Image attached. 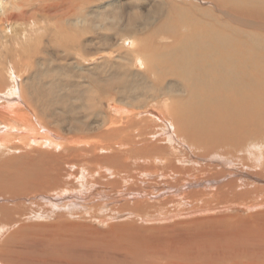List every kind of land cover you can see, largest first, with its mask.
<instances>
[{
  "label": "rangeland",
  "instance_id": "1",
  "mask_svg": "<svg viewBox=\"0 0 264 264\" xmlns=\"http://www.w3.org/2000/svg\"><path fill=\"white\" fill-rule=\"evenodd\" d=\"M6 1L12 5L8 14L22 18L8 22L4 18L5 32L11 35L5 40L6 52L11 51L14 46L19 49L29 48V59L33 64L28 69L48 63L56 66L59 58L71 52V47L75 46L70 47L71 41L81 37L82 41H86L83 50L85 61L77 58V63L82 69L92 71L97 63L101 64V52H107L108 49H121L122 53L130 50L132 43L129 39L123 40L122 35L131 33L123 34L122 31H134L136 40L133 42L138 52L149 60L141 69L136 61L127 57L130 64L128 70L141 75L136 84L137 93H141L144 85L150 86L145 96L151 95L153 78L161 71L162 64L158 59L170 52L161 45L175 48L180 45L179 41L172 42L171 36L178 39L183 34L192 36L194 29L205 26L213 17L230 24H233L231 20L241 19L264 25L263 13L245 16L241 9H232L224 0ZM225 10L228 14L224 15L222 13ZM229 13H233L232 17H229ZM227 15L228 18L225 17ZM67 16L68 20L77 19L78 23L68 29L67 43L70 49L63 50L60 47L64 46L63 38H55L56 32L61 31V21ZM194 24H198L197 27ZM256 37L258 41L264 39L258 33ZM162 60H165V70L169 71L168 58L164 57ZM251 61L248 64L256 63V60ZM66 62L69 69L75 66L72 58H67ZM108 64L111 63L101 65L105 69ZM143 70L148 73L144 79ZM150 70H154L156 74ZM5 76L9 78L6 72ZM27 78L28 76L20 78L26 92ZM169 82L167 79L166 86ZM81 83L80 79H71L69 82L79 86ZM14 85L13 80L8 81L9 87ZM6 94L12 92L8 90ZM214 96L215 93L211 98V95L198 91L200 103L203 97L211 100ZM243 98L244 108L236 114L218 115L212 108L204 110L201 115L204 121L202 129L200 128L201 135L194 133V142L193 138L190 140L192 134L188 138L184 137L177 128L176 135L179 136L175 142H168L159 136L160 131L152 137L153 121L146 112L159 113L164 105L162 108L158 104L159 107L154 108L153 106H158L156 102L160 103L159 100L142 99V108L134 110L137 115L132 124L139 125L143 119L141 125L148 126L146 131L151 133L147 138L160 142H137L139 138L129 131H126V135L134 142L118 139L112 142H93L96 140L94 131L89 132L85 135L89 137H84L82 142V150L72 151L67 148L66 153L59 151L61 159L73 154L78 160L67 169L57 165L63 169V174H60L58 185L53 186V191H62L63 188L59 187L62 183L67 193L56 196L51 191L48 193L49 200H43L41 196H45L48 189L50 191V167L44 170L42 176L37 172H33V176H30L32 173L18 176L11 168V174L16 178H6L5 173L0 176V202L3 199L2 203L6 205V208H0V217L4 218L5 209L9 210L10 218L21 222V227L16 229L17 226L10 227L2 222L0 229H3V237L0 239V246L9 244L8 235L15 230L21 241L29 239L30 242H39L37 252H42L45 258H48L47 253L52 255L56 248H62L69 254H73V250L77 248L82 249L84 256L90 260L114 257L129 264L130 261L125 260L126 251L130 252L134 248L133 252L139 253V258L143 257L140 264H264V87L254 96L251 89L245 91ZM69 100L72 104L77 102L73 97ZM178 100L184 101V98H175L172 104ZM16 101H10L9 106L13 107ZM165 101L168 106L172 100L166 98ZM83 103L87 112L98 115L100 120L108 117L115 119L113 127H118L120 122L125 121L126 112L115 113L113 107L106 106L104 99L96 91L87 90ZM20 106L25 107L22 102ZM43 106L50 108L52 105H45L44 98ZM118 106L120 109L123 107ZM32 107L35 114H38L39 106L32 104ZM125 109L129 111L131 108ZM0 113H5V106L1 102ZM127 118L130 117L126 115ZM146 119H151V122ZM1 121L5 120L0 118ZM2 145L12 149V158L34 157L33 145L27 146L22 142H4ZM112 146L124 152L122 160L129 177L120 183L113 179H103L94 173L102 172L99 167H114V162L108 164L99 161V158L112 152ZM52 148H43L42 151L47 152ZM23 152L27 154L17 157ZM0 158H6V152L2 149ZM52 159L56 160L57 157L53 155ZM81 159L85 161L81 163ZM81 171H84L82 175H85V179L81 177ZM17 179L19 182L15 183ZM26 179H31L29 186L22 184ZM92 183L98 184L93 187L100 188L94 189L91 187ZM113 185L121 189L114 193ZM125 186L128 190H122ZM27 191L31 193L26 195ZM4 199H9V203L6 204L8 200ZM5 228L8 231H4ZM42 238H46V241H41Z\"/></svg>",
  "mask_w": 264,
  "mask_h": 264
},
{
  "label": "bare ground",
  "instance_id": "2",
  "mask_svg": "<svg viewBox=\"0 0 264 264\" xmlns=\"http://www.w3.org/2000/svg\"><path fill=\"white\" fill-rule=\"evenodd\" d=\"M217 1L219 2L221 0ZM223 2H226L232 9H241L240 11L245 13V16L246 14H255V16H258L256 13L264 14V0H224ZM11 9L12 5L10 2L0 0V102L5 106V113H0V118L5 120L0 122V152L1 149L6 152V158H0V176L5 173L6 178H16L11 174V168H13L15 173H18V176H23L24 173L25 175L32 173L30 176H33V172H37L38 175L42 176L44 170L50 167L51 170L49 172H52V176L48 178L51 179L49 181L50 191L48 189L45 196H41L40 194L38 196H41L43 200H49L48 193L55 190L53 186L58 185L60 174H63V169L57 167V165H60L62 168L66 167L67 169L78 160L73 154L61 159L59 151L61 150L66 153L67 148L72 151L82 150L84 137H89L85 135L91 131H94L93 136L96 138L93 142H112L116 139L134 142L131 138L127 137L126 131H129L131 135L137 136L139 138L137 142H160L147 138L151 133L146 131L148 126L143 127L141 125L144 121L143 119L140 120L142 122L139 125L132 124L134 116L137 115V112L134 110L142 108L140 107L142 99L143 101L148 98L154 99L153 101L159 100L160 103L156 102V104H160L162 108L164 105V108H161L163 111L161 110L159 113L146 112L153 121L152 137L158 133L157 131H160L159 136L164 137L168 142H175V139L179 136L178 134L176 135L177 128L181 132L179 134H183L184 137L188 138L192 134L191 139L189 138L192 141L194 133L201 135L200 128L202 129L204 124L201 115L204 113V110L208 111V109L212 108L214 111H217V114H236L244 108L243 97L245 91L251 89L252 95L254 96L259 89L264 87V39L259 41L256 39L257 33L259 36H264V25L261 22L257 24L255 21H244L241 19L237 21L233 18L234 20H231L233 24H230V22L219 21L218 18L213 17L207 21L205 26L198 27V30L194 29L192 36L183 34L180 35L179 39L171 36L172 42L177 43L179 41V47L175 48L171 45H161L170 51L168 54L165 53L166 55L164 56L170 62V69L169 71L165 70V60H162L164 57L158 59L162 64L161 71L156 74L154 70H150V72L156 74V77L153 78L154 86L151 95L145 96L144 94L150 90V86L144 85L141 93H137L138 85L136 84L139 80L138 76L141 75L128 70L130 64L128 63L127 57L136 61L141 69L145 67L146 62L149 60L138 52L136 44L133 42V40H136L134 31L124 30L122 31L123 34H131H121L123 40L129 39L132 43V46L128 45L132 47L130 50H125L122 53L121 49H108L107 52H101L99 54L101 55L99 59L102 65L111 63L106 65L105 69L101 64L97 63L92 71L89 69L85 70L77 63V58L85 61L83 50H85L84 45L86 41H82L81 37L71 41L70 47L72 45L75 46L71 47V52L69 51L59 58L56 66L48 63L34 65L32 69H28L33 64L29 59V48L19 49L17 46H14L11 51L6 52L7 44L5 40L11 35L5 32L3 24L4 18L7 19V22L22 19L18 16H10L8 13H10ZM225 12L222 14H228L226 10ZM232 15L230 14V16L227 15L225 17H232ZM228 20L230 21V18ZM77 23V19L68 20V16L61 21L62 28L61 31L56 32L55 40L63 38L64 46L60 45L63 50L70 49L67 43L68 29ZM197 25L194 24V27H197ZM15 34L16 32L14 33V37H16ZM104 41L105 39L102 40V42ZM94 44L96 45V41ZM24 46L26 45L24 44ZM160 56L161 54L157 58ZM67 58L74 60L75 66L73 65L72 69L67 67ZM93 60L90 59V61ZM251 60L253 62L256 60V63L250 65ZM151 68L154 69V67ZM145 71H142V79L147 77L148 73ZM5 72L9 75V78H6ZM22 76H28L26 81L28 92H26L25 87L20 82ZM260 76H263V78ZM71 79H80L82 83L80 86L78 84H69ZM167 79L170 82L166 86ZM9 80H13L15 85L9 87ZM14 87H17V89ZM8 90L12 94H6ZM87 90L88 92L96 91L98 95H101L105 101V105L108 107L112 106L115 113L117 111L126 112L125 121L120 122L118 127H113L116 123L115 119L108 117L107 119L102 118L100 120L98 115L88 113V109L83 103V99L87 97ZM199 90L211 95V98L213 93H215V96L211 100L203 97L200 103L198 97ZM13 94L16 96L13 97ZM71 97L77 99L75 104H72L69 100ZM44 98L45 105H52L50 108L43 106ZM166 98L172 100L168 106L164 103L166 102ZM175 98H184V101L178 100L172 104ZM14 99L17 100L16 104L10 107V101ZM20 102L24 103L25 107H21ZM32 104L39 106L38 114H35L33 111ZM118 105L123 107L120 109ZM126 107L131 109L125 111ZM153 107L156 108L159 105ZM126 115L130 118L126 119ZM151 119H146V121L151 122ZM160 123L162 124L160 125L161 127L159 126ZM194 140L195 138H193L192 142ZM4 142H22L27 146L33 145L34 157L12 158L13 156H10L13 153L12 149L2 145ZM127 146L134 150V147H131L130 143H127ZM4 147L6 150L3 149ZM47 147H53L48 150L51 152L42 151L43 148ZM111 151L109 155L99 158V161L108 164L114 162V167L104 169L99 167L98 169H102V172L94 173L103 179H113V181L120 183L129 177L126 173V164L122 160L124 152L115 146H112ZM25 152L17 155V157H21ZM53 155L57 157L56 160L52 159ZM95 157L93 156V158ZM79 161L83 163L85 159ZM90 166L93 167L94 165ZM96 166L98 165L96 164ZM83 172L81 171L80 174L82 175ZM95 174L92 175L97 177ZM81 177L85 179V175ZM30 180L26 179L22 184L29 186L28 183ZM17 182H19L18 179L15 183ZM97 185V183H92V186H90ZM64 186V184L60 183L59 187L63 188V190L60 192L53 191L54 195L66 194L67 190ZM126 187H123L122 190H128ZM93 188L97 189L100 187ZM120 189L116 185L112 186L114 193ZM1 190H4L3 187H1ZM30 193L31 191H27L26 195ZM4 200H8L6 204L9 203V199ZM2 201L3 199H1L0 203ZM3 207L6 208V205L2 203L0 208L3 209ZM10 213L9 210L5 209L6 215L2 214L5 217H0V220H2L0 224L3 222L10 227L14 225L17 226L16 229L21 227V222L10 218ZM60 216L63 215L61 214ZM101 222L103 223V220ZM7 229L5 228L4 231ZM2 230L0 229V239L3 237ZM12 231L7 238L9 244L3 247L0 246V264H126L124 261H119L114 257L105 259L91 258L90 260L84 256L82 249L77 248L73 250V254H69L62 248H56L55 252L51 253L52 255L47 253L48 258H45L42 252L40 254L37 252L39 242H30L29 239L23 242L16 236L15 230ZM114 236L116 237V235ZM41 241H46V238H42ZM44 244L49 246L48 243ZM60 245L55 244V246ZM24 248L26 251H24ZM133 250L134 248H131L130 252L126 251L125 260L130 261L129 264H140L143 257L139 258V253L133 252Z\"/></svg>",
  "mask_w": 264,
  "mask_h": 264
}]
</instances>
